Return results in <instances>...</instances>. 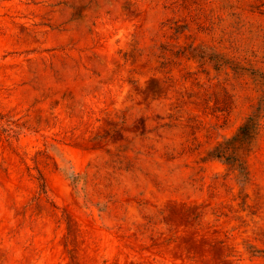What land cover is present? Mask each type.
I'll return each instance as SVG.
<instances>
[{"label":"rangeland","instance_id":"rangeland-1","mask_svg":"<svg viewBox=\"0 0 264 264\" xmlns=\"http://www.w3.org/2000/svg\"><path fill=\"white\" fill-rule=\"evenodd\" d=\"M0 264H264V0H0Z\"/></svg>","mask_w":264,"mask_h":264},{"label":"trees","instance_id":"trees-1","mask_svg":"<svg viewBox=\"0 0 264 264\" xmlns=\"http://www.w3.org/2000/svg\"><path fill=\"white\" fill-rule=\"evenodd\" d=\"M252 125H254V118L251 116L248 118V120L240 127V133H238V138L240 136H242L243 133L241 132H244L246 130V128H249L251 127Z\"/></svg>","mask_w":264,"mask_h":264}]
</instances>
